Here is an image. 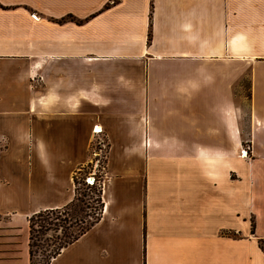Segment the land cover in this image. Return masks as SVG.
I'll return each instance as SVG.
<instances>
[{
  "label": "crops",
  "instance_id": "obj_1",
  "mask_svg": "<svg viewBox=\"0 0 264 264\" xmlns=\"http://www.w3.org/2000/svg\"><path fill=\"white\" fill-rule=\"evenodd\" d=\"M97 134L100 217L48 264H264V0H0V264Z\"/></svg>",
  "mask_w": 264,
  "mask_h": 264
},
{
  "label": "trees",
  "instance_id": "obj_2",
  "mask_svg": "<svg viewBox=\"0 0 264 264\" xmlns=\"http://www.w3.org/2000/svg\"><path fill=\"white\" fill-rule=\"evenodd\" d=\"M109 2L105 4L108 6ZM248 93L246 92V96L248 97ZM107 151V150H106ZM90 161V160H89ZM106 163V156L104 158V168ZM83 166V165H82ZM81 167V166H80ZM80 167L78 169H80ZM78 169L73 174V181L75 185V195L74 198L63 207L54 208V209H46L41 210L32 214L28 218V226H29V257L30 263L33 264V257L37 254H41L47 257V264L49 263L50 259L55 256L62 247L66 246L68 243L75 240L79 235H81L85 230L90 228L100 217L101 210H102V201H101V180L94 178L93 184H87V187H93L98 183V190H99V202H100V211L98 213V217H95L92 220H85V217H92L91 214L86 213L84 216H79L78 213L83 211L82 208L78 207L76 201L78 200L77 197V190H78V178L77 172ZM85 175V174H84ZM87 175V174H86ZM83 184L85 183V176H81L79 178ZM75 216V217H74ZM86 221V222H85ZM78 222H85L84 226H81L77 233L74 235H67L66 234V227L72 226L77 224ZM51 226H55L56 228L61 227L62 235H56L53 238H44V234L49 229H52ZM54 229V228H53ZM251 231H253V221H251ZM259 246L264 250V239L258 240Z\"/></svg>",
  "mask_w": 264,
  "mask_h": 264
},
{
  "label": "rangeland",
  "instance_id": "obj_3",
  "mask_svg": "<svg viewBox=\"0 0 264 264\" xmlns=\"http://www.w3.org/2000/svg\"><path fill=\"white\" fill-rule=\"evenodd\" d=\"M246 79H243L241 82L240 91H238V94L236 95V100L244 107L245 110H247V100L244 97L245 95V85H246ZM239 90V89H238ZM106 139L103 134H97L94 138V143L92 145V151H96L97 155L90 157V161L88 163L84 164L83 166L78 169L77 172V178H78V190H77V197L78 200L76 201V204L78 207L82 208L83 211L78 213L79 216H84L86 213L91 214L92 217H85V220H92L95 217H98V213L100 211V202H99V190H98V183L97 185H94L93 187H87L86 181L83 184V182L79 179L81 176H86V174L92 172L93 177L100 179L103 172H104V158L106 156ZM85 174V175H84ZM75 217V216H74ZM85 221V222H86ZM85 222L81 223L78 222L77 224H74L72 226L66 227V234L67 235H74L77 233L78 229L81 226L85 225ZM52 229H49L44 234V238H53L56 235L61 236L62 235V229L61 227L56 228L55 226H51ZM54 228V229H53ZM33 264H47V257L37 254L33 257Z\"/></svg>",
  "mask_w": 264,
  "mask_h": 264
},
{
  "label": "built area",
  "instance_id": "obj_4",
  "mask_svg": "<svg viewBox=\"0 0 264 264\" xmlns=\"http://www.w3.org/2000/svg\"><path fill=\"white\" fill-rule=\"evenodd\" d=\"M93 131H94V133H98V131H96V127L93 128ZM91 155H92V156H96V155H97V152L94 150V151H92ZM85 181L87 182V184H93L94 177H93L92 172L88 173V174L85 176Z\"/></svg>",
  "mask_w": 264,
  "mask_h": 264
},
{
  "label": "bare ground",
  "instance_id": "obj_5",
  "mask_svg": "<svg viewBox=\"0 0 264 264\" xmlns=\"http://www.w3.org/2000/svg\"><path fill=\"white\" fill-rule=\"evenodd\" d=\"M98 129L96 128V131H97Z\"/></svg>",
  "mask_w": 264,
  "mask_h": 264
}]
</instances>
